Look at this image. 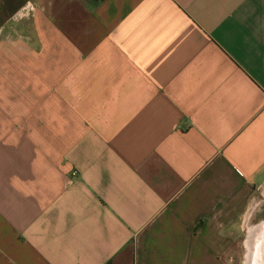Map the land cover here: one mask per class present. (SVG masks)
Wrapping results in <instances>:
<instances>
[{"label":"crops","instance_id":"1","mask_svg":"<svg viewBox=\"0 0 264 264\" xmlns=\"http://www.w3.org/2000/svg\"><path fill=\"white\" fill-rule=\"evenodd\" d=\"M263 204L264 0H0V264H253Z\"/></svg>","mask_w":264,"mask_h":264},{"label":"bare ground","instance_id":"2","mask_svg":"<svg viewBox=\"0 0 264 264\" xmlns=\"http://www.w3.org/2000/svg\"><path fill=\"white\" fill-rule=\"evenodd\" d=\"M251 231V228H249L248 232ZM264 250V231L257 237L256 239V248L254 252L253 257V264H258V258L261 255V251Z\"/></svg>","mask_w":264,"mask_h":264},{"label":"rangeland","instance_id":"3","mask_svg":"<svg viewBox=\"0 0 264 264\" xmlns=\"http://www.w3.org/2000/svg\"><path fill=\"white\" fill-rule=\"evenodd\" d=\"M264 218V204L249 218V222L255 221L256 219ZM244 231L240 232L239 238L243 236ZM235 264H241L239 262H235Z\"/></svg>","mask_w":264,"mask_h":264}]
</instances>
